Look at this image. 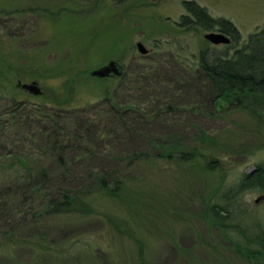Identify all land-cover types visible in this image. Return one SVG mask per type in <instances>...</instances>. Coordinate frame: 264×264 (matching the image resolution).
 Wrapping results in <instances>:
<instances>
[{
  "label": "rangeland",
  "instance_id": "obj_1",
  "mask_svg": "<svg viewBox=\"0 0 264 264\" xmlns=\"http://www.w3.org/2000/svg\"><path fill=\"white\" fill-rule=\"evenodd\" d=\"M185 1L192 0H0V111L13 98L52 104L66 86L73 87L68 91L72 102L94 101L111 76L92 75V68L110 58L128 70L148 65L157 53L156 43L167 51L159 61L166 78H178L177 66L168 55L172 49L189 54L206 46L224 47L203 37L215 27L177 26L187 10ZM194 1L214 18L232 22L241 39L264 24V0ZM61 6L64 10L54 13ZM138 41L149 50L147 56L138 52ZM33 79L42 89L40 94L17 85L18 80ZM189 99L184 94L177 100L185 108ZM196 106L165 115L147 131L161 141L195 143L205 151V158L165 166L162 159L159 164L147 157L130 172L125 199L96 192L86 215L47 216L34 231L42 234V245L20 244L0 253V264H257L264 191L248 187L231 198L222 192L264 159V130L245 110H216L204 97L197 99ZM200 132L213 141L199 140ZM148 146L147 151H159ZM207 160L219 167L206 171ZM221 176L214 199L227 204L229 211L222 218L225 224L219 226L201 217L200 198L212 191ZM8 221L13 222L7 213L0 216V235ZM43 247L46 250L37 251ZM138 248L144 251V260Z\"/></svg>",
  "mask_w": 264,
  "mask_h": 264
},
{
  "label": "trees",
  "instance_id": "obj_2",
  "mask_svg": "<svg viewBox=\"0 0 264 264\" xmlns=\"http://www.w3.org/2000/svg\"><path fill=\"white\" fill-rule=\"evenodd\" d=\"M184 5L187 16H182L177 26L219 28L230 37V43L222 44V49L206 46L189 54L172 49L168 55L177 66L174 75L178 78H166L159 61L167 51H161L156 43L153 61L132 70L123 68L119 75L109 74L111 78L102 83L94 101L84 105L72 102L68 91L73 87L66 86L65 93L56 95L52 104L13 98L0 111V216L7 213L13 221L7 222L0 235V253L20 244L42 245V234L34 231L47 216L86 215L96 192L125 199L130 191V172L147 157L159 164L162 159L165 166L205 158V151L195 143L161 141L156 133L147 131L171 112L198 108L196 101L201 97L216 110L232 107L247 111L264 130V24L241 39L229 20L214 18L194 0ZM62 6L54 13L64 10ZM184 94L190 97L185 108L177 100ZM200 133L199 140L213 141L212 136ZM128 145L131 148H126ZM148 145L159 151H147ZM203 166L206 171L219 167L213 160ZM223 177L200 198L201 217L219 226L225 224L222 218L229 211L227 204L214 199ZM254 186L264 191V159L242 172L222 194L231 198ZM256 238L262 248L257 249L256 261L264 264V228ZM138 249L140 260H144V251Z\"/></svg>",
  "mask_w": 264,
  "mask_h": 264
},
{
  "label": "water",
  "instance_id": "obj_3",
  "mask_svg": "<svg viewBox=\"0 0 264 264\" xmlns=\"http://www.w3.org/2000/svg\"><path fill=\"white\" fill-rule=\"evenodd\" d=\"M203 37L214 45L230 43V37L221 31H208L203 34ZM136 47L138 52H140L141 54H146L147 52H149V50L145 47V45L141 41L136 42ZM122 72L123 69L119 64L118 60L115 58H110L106 62L90 70V73L92 75L99 77H103L111 73L119 75ZM18 85L21 88L31 92L32 94L37 95L42 92V89L36 79H33L31 81L18 80ZM259 198L260 196L256 197L255 200L258 201Z\"/></svg>",
  "mask_w": 264,
  "mask_h": 264
},
{
  "label": "flooded vegetation",
  "instance_id": "obj_4",
  "mask_svg": "<svg viewBox=\"0 0 264 264\" xmlns=\"http://www.w3.org/2000/svg\"><path fill=\"white\" fill-rule=\"evenodd\" d=\"M182 16H187V14H186V13H185V14H182L181 17H182ZM181 17H180V18H181ZM212 31H213V30H212ZM214 31H220V29H219V28H216ZM119 64L121 65V67H122V69H123V65H122L121 63H119ZM111 74H113V73H111Z\"/></svg>",
  "mask_w": 264,
  "mask_h": 264
}]
</instances>
